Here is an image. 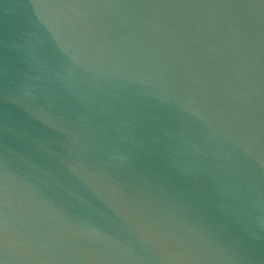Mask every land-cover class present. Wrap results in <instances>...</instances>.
I'll use <instances>...</instances> for the list:
<instances>
[{"label":"water","instance_id":"1","mask_svg":"<svg viewBox=\"0 0 264 264\" xmlns=\"http://www.w3.org/2000/svg\"><path fill=\"white\" fill-rule=\"evenodd\" d=\"M0 264H264V0H0Z\"/></svg>","mask_w":264,"mask_h":264}]
</instances>
